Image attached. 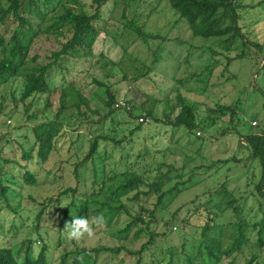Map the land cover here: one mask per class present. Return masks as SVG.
Wrapping results in <instances>:
<instances>
[{
    "label": "rangeland",
    "instance_id": "1",
    "mask_svg": "<svg viewBox=\"0 0 264 264\" xmlns=\"http://www.w3.org/2000/svg\"><path fill=\"white\" fill-rule=\"evenodd\" d=\"M80 1L87 11H91L92 0ZM242 3L246 5L245 10L250 8L248 14H244L240 21L241 25H245L242 31L251 41L262 46L260 50L254 46L246 48L247 55L242 59L233 60L225 69L224 56L236 55L238 50H241L239 43L233 45L232 51L223 52L220 45H216L218 38L193 36L186 20L179 17L168 0H139V5L133 7H126L122 3L114 7L113 0H108L101 9V19L95 22L97 29L102 30L93 46V56L88 59L68 60L64 69L54 71L52 86L57 88L68 84L69 81H75L81 94L89 99L94 111L92 116L97 119L99 111H106L108 103L105 88L91 83L92 77L98 78L110 85L117 102H129L139 115L152 112L157 120L130 121L123 110H118L113 119H108L104 124H93L89 133L84 130H81L82 134L71 132L70 139H60L59 154L53 153L39 168L37 184L23 186L21 190L19 186H15L8 194L6 203L13 211L4 208L0 212V244H14L18 247L25 238L30 237L35 240L34 253L39 251L42 244L48 246L52 264L60 263L63 253L73 249L75 244L87 247L117 245L118 241L111 237V230L105 226L95 229L92 238H85L80 243L69 241L68 234L62 236L61 244L57 242L63 209L70 207L75 212L79 211L83 208L79 204L83 201L81 198L91 192H100L101 177L94 176V170L99 167L100 172L102 166L105 170L116 167L118 171L125 167L137 172L149 169L147 174H152L156 179L165 173L171 177L169 180L164 177L162 190L168 191V194L163 196V203L168 205L165 209L157 211L159 223L156 228L159 232L169 231L170 228L172 230L166 238L158 237L151 251L144 253L143 261L148 263L152 258L151 253L155 258L163 257L164 261L169 259L166 252L168 246L173 249L174 259L184 263L185 254L181 251V244L186 242L189 248L190 242L198 234L192 235L190 223L180 221L190 217V222L199 220L203 224L205 220V217L199 219L195 214L191 217L195 205L200 207L205 203L211 206L217 204L213 211L216 213V222L221 223L236 220L233 207L227 208V204L232 199H238L235 204L242 207L247 220L259 222L264 217V198H259L253 190V181L258 179L260 172L258 160L250 159L249 151L238 147V133L264 131V0H243ZM155 5L156 9L150 10ZM134 10L146 21L144 31L159 35L160 39L152 37L143 42L137 39L133 31L124 28L123 20H120L122 11L130 17V12ZM148 12H151L149 17L146 16ZM106 25L108 28L104 30ZM44 47L49 51L50 44L45 43ZM212 49L218 51L215 56L211 53ZM102 57L119 63L115 66L108 64L102 69ZM108 71L112 76L105 75ZM123 73L127 76L125 80L122 78ZM134 75L137 79L131 77ZM21 87V79L16 78L0 88V104L4 114L10 112L13 98L19 99ZM45 97L46 94H40L36 106L27 111L31 118L23 113L21 104L14 116L0 115V135H4L0 139V155L18 159L22 148L29 149L35 141L32 127L38 122L54 118L53 113L59 98L58 89L52 92L49 99L52 103L49 106H46ZM180 98L184 99L186 105L181 108L180 105L177 109ZM187 105H192L195 109L191 110ZM217 105H233L235 115L232 118L229 114L217 117L211 126L206 125L207 121L200 123L208 119L206 110L215 109ZM36 109H42L43 113L34 118ZM177 112L179 118L186 122L196 118L192 129L166 122V116L172 119ZM253 121L257 123L255 126L251 124ZM136 122L142 123V128L131 134L130 131ZM101 129L105 130V134L114 136V139L121 140V144L114 145L111 140L101 141L99 149H105L110 157L106 160L96 157L95 160L87 161L82 167L80 177L77 178L73 161L87 152L92 135ZM221 129L228 132L220 134ZM71 146L75 148L77 157L74 156L69 162L65 161L61 175L57 174L58 167L67 157V149ZM232 157L239 161L232 160ZM28 166L34 170L40 165L33 163ZM7 167L15 174L21 171L16 164ZM223 183L224 187L217 189ZM66 188L75 190L60 196L61 211H48L37 224L39 203L48 197L58 198V193ZM169 190L173 192L169 193ZM128 196H132V193L122 197L124 203H129L126 199ZM92 199L97 201L90 203H102L103 197L96 195ZM155 201L156 195H153L143 203ZM6 203L0 201L2 207ZM90 206L96 210L97 215L107 210L101 204ZM71 209L67 210V213H70ZM175 212L177 219H173ZM69 217L73 219L68 214L64 220L69 222ZM125 220L126 215L122 214L120 223ZM164 221H171L173 226H164ZM12 222L19 228L15 236H6L3 232ZM123 225L124 223L118 227ZM258 228L259 226H248L246 229L248 242L244 245L243 256L248 257L251 251L254 252L253 244L255 245L258 238ZM40 236L43 240L38 238ZM142 241L123 243L130 248H138ZM122 254H101L98 263L131 264L130 257L124 255L125 258H122ZM228 260L230 258H224L221 264H226ZM88 264H92V261Z\"/></svg>",
    "mask_w": 264,
    "mask_h": 264
},
{
    "label": "trees",
    "instance_id": "2",
    "mask_svg": "<svg viewBox=\"0 0 264 264\" xmlns=\"http://www.w3.org/2000/svg\"><path fill=\"white\" fill-rule=\"evenodd\" d=\"M107 2L108 0H92L90 3L91 11H87L80 0H0V27L2 28L0 29V88L8 85L16 78H20L22 81L19 99L13 98V106L8 114L3 113V106L0 104V115L14 116L19 104H21L23 113L26 117L31 118L27 111L36 106V100L40 94H46V106L52 103L49 99L54 90L58 89L59 96L58 104L53 113L54 118L42 123L38 122L32 127L31 130L35 138L33 145L27 150L22 148L21 156L18 159L0 155V201L8 202V194L14 190L15 186H19L20 190L26 185L35 186L39 180V168L53 153L59 154V140L70 139L71 132H81L80 134H82L81 130H84V132L89 133L93 124H104L108 119H113L118 110H123L126 116L131 119L130 121H137L139 118L157 120L152 112L139 115L135 112V107L129 102H117L110 85L98 78L92 77L91 83L105 88L108 103L106 104V111L100 110L97 119L92 116L94 111L89 104V99L81 94V90L75 85V81H69L68 84L60 85L57 88L52 86L54 71L64 69L68 60L88 59L93 56V46L100 35V30H102V28L97 29L95 22L101 19V9ZM168 2L179 17L186 20L193 36L208 39L218 38L216 45H220L223 52L224 50L226 52L232 51L233 45L239 43L238 46L241 50L239 49L236 55L229 57L224 54L225 69L233 60L242 59L247 55L246 48L254 46L259 50L261 49L262 44L251 41L242 31L245 25H241L240 21L244 14H248L250 10V8L245 10L246 5L242 3L243 0H168ZM121 3L126 7H133L139 5V0H113L114 7ZM156 7L155 5L150 10H155ZM123 10L125 11V9ZM124 11H122L120 20H123L125 29L133 31L137 35L138 40L147 42L152 37L161 38L159 35L144 31L146 21L141 19L140 13L134 10L130 12V17H128ZM150 13L148 12L146 16L149 17ZM105 28H108V25L104 27V30ZM45 43L50 44L49 51L45 49ZM217 52L211 50L213 56ZM102 59V69L108 64L115 66L119 63V61L113 62L103 57ZM262 67L264 68V62ZM105 75L112 76V73L108 71ZM126 77V73H123L122 78L125 80ZM131 77L137 79L135 75ZM138 78L140 77L138 76ZM184 105H186L184 99L180 98L176 108L178 109L179 106L181 108ZM187 106H190L191 110L195 109L192 105ZM179 112L174 114L172 119L166 116V122L173 126L183 125L189 130L192 129V123L195 122L196 118L186 122L179 118ZM206 112L208 119L200 123L207 121L206 125L211 126L217 117L229 114L232 118L235 115V107L233 105H217L215 109L210 108ZM40 113H43L42 109H36L34 118H37ZM141 128L142 123L136 122L130 133L133 134ZM112 130L114 131V129ZM227 132L225 129L220 130V134ZM3 137L4 135L1 134L0 139ZM104 140H111L114 145L121 144V140H116L114 136L105 134L103 129L92 135L87 152L81 158L73 161V170L77 178L80 177L82 167L87 161L95 160L96 157L101 160L110 157L105 149H99L101 141ZM238 147L247 149L250 159L258 160L260 172L258 179L253 181V190L259 198L263 199L264 131L238 133ZM67 152V157L60 163L57 174L64 170L65 161L69 162L77 154L72 146L67 149ZM231 159L239 161L235 157ZM33 163L40 166L32 170L28 165ZM98 163L100 164V162ZM12 164L21 168L20 173L15 174L7 167ZM98 168L94 170V176L100 175L101 177L100 192H91L81 198L83 201H80L79 204L83 208L79 211L75 212L70 207L63 209L60 216L57 242L61 244L62 236H67L69 232L68 229H65L66 221L64 220L68 214L72 218L73 216H96V210H93L90 205L101 204L107 208L102 213L105 220L107 218L104 226L111 230L110 235L118 241V244L89 247L75 244L73 249L63 253L62 260L58 264H88L89 261H92V264H104L98 263V258L105 253L110 254V256L124 253L121 257L125 258L124 255L130 257L131 264H182L174 259L171 246L166 248V252L169 254V259L166 261L163 257L155 258L152 253L149 263L143 261L144 253L151 251V247L156 244L158 237L166 238L169 231L172 230L170 228L169 231L159 232L156 228L159 223L157 211L165 209L168 205L163 203V196L167 195L168 191L164 192L162 186L164 185V177L167 180L171 178L169 174L165 175V173L164 176L160 175L156 179L152 174L150 176L147 174L149 169H142L137 172L125 167L118 171L115 169L116 167L105 170V167L102 166L99 172ZM158 168L160 170V166ZM222 187H224V183L217 189ZM74 190V188H66L58 193L59 197L56 199L53 197L43 199L39 203L40 208L36 216V223L38 224L42 216L48 211H61L60 196ZM171 192L173 191L169 190V193ZM130 193L132 196L126 197L129 203H124L122 197ZM96 195L103 197L102 203H90L97 201L92 199ZM153 195H156L155 203H143L144 200ZM235 203H238V199H232L227 204V208L233 207V212L236 215L234 221L216 222V213L213 208L217 204L211 206L209 203L200 207L195 205L191 213V217L194 214L198 218L205 217L203 224L199 220L190 222V217L180 221V223H190L192 235L198 234L190 242L189 248H187L186 242L181 244V251L185 254L183 264H221L224 258H230L226 264H264V217L259 222H250L247 220L246 214L243 213L242 207ZM191 204L194 205L195 203ZM4 208L13 211L8 203L4 207L0 204V212ZM70 209V213H67V210ZM122 214L126 215V220L122 222L124 225L119 228L118 226L122 224L120 223ZM176 214L177 212L173 214V219H177ZM68 220L70 222L71 218ZM171 221H164L163 225L169 228L173 226ZM248 226H259V228L257 241L255 245L253 244L254 252L251 251L247 257L246 255L243 256V251L244 245L248 242L246 234ZM18 228L12 222L3 234L15 236ZM38 238L43 240L42 236ZM69 241L73 240L70 239ZM126 241L130 243L142 242L138 248H130L123 243ZM73 242L75 243V241ZM34 243L35 240L28 237L18 247L14 244H0V264H52L48 255V246L42 244L39 251L34 253ZM78 257H82V259H78Z\"/></svg>",
    "mask_w": 264,
    "mask_h": 264
},
{
    "label": "clouds",
    "instance_id": "3",
    "mask_svg": "<svg viewBox=\"0 0 264 264\" xmlns=\"http://www.w3.org/2000/svg\"><path fill=\"white\" fill-rule=\"evenodd\" d=\"M106 224L103 214L96 216L77 217L73 216L70 222H66L65 229H68L69 238L76 243H80L85 238H92L95 235V229L101 228ZM82 259V257H78Z\"/></svg>",
    "mask_w": 264,
    "mask_h": 264
},
{
    "label": "built area",
    "instance_id": "4",
    "mask_svg": "<svg viewBox=\"0 0 264 264\" xmlns=\"http://www.w3.org/2000/svg\"><path fill=\"white\" fill-rule=\"evenodd\" d=\"M139 121L142 122V121H143L142 118H139ZM251 124H252L253 126H255L257 123H256V121H253ZM242 143H244V142H242Z\"/></svg>",
    "mask_w": 264,
    "mask_h": 264
}]
</instances>
